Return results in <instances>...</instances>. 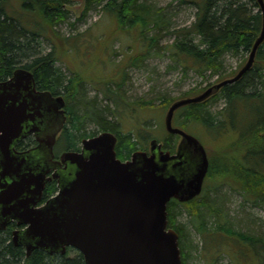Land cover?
Wrapping results in <instances>:
<instances>
[{"label":"trees","instance_id":"obj_1","mask_svg":"<svg viewBox=\"0 0 264 264\" xmlns=\"http://www.w3.org/2000/svg\"><path fill=\"white\" fill-rule=\"evenodd\" d=\"M18 1L22 9L30 14L32 22L38 26L34 29L27 28L23 15L16 14L15 11L9 14V0H0V80L8 79L23 65L21 68L33 73L39 90L49 91L54 95H67L65 100L69 101V104L71 102V105L67 106L69 121L61 135V143L66 144L67 150L78 149L82 138L99 135L100 132H87L88 125L93 124L97 131H110L117 135L118 156L130 158L138 150L139 142L132 134H123L122 126L117 121L121 110L128 104L121 89L124 80L115 87L109 84L111 80H104L105 99H100L98 95L89 97L85 90L87 82L79 75L69 77L62 67L57 65V43L54 49L46 54L35 44L36 38L49 36L56 24L66 20L68 12L64 6L67 1ZM105 2L104 10L117 20L121 31L139 29L142 47L129 60H132V65L142 67L153 54L164 57L167 54V69L181 71L186 76L191 72L200 76L210 74L211 77L221 79L217 82L232 78L227 76V57L251 53L263 26V14L258 0H179L182 5L195 9L196 13L190 25L176 29L172 22L173 12L165 8L157 9L146 0H87L86 11ZM167 33L175 35V39L171 43L161 45ZM65 47L66 43H63L61 48ZM125 67H120L117 74L123 72L125 77ZM218 97L224 98L226 108L214 114L210 111L208 103ZM159 99L163 105L169 107L178 100L165 96ZM167 99L169 101L166 102ZM147 104L152 105L153 102L142 100L132 105L145 107ZM182 109L185 112L181 115L177 112L175 120L183 127L200 123L208 129L219 130L228 121L233 123L236 119L248 126L241 134L240 140L229 145L228 152L225 153L227 156L218 161L216 168L210 162L207 178H216L220 184H230L231 188L241 193L246 203L264 208V43L258 49L253 68L240 80L226 85L208 100ZM172 143L167 140L164 149L175 151L177 146ZM231 150L239 152L241 158L230 159L228 155ZM57 192V183L49 184L44 200ZM225 200L226 197L222 194L210 197L202 193L189 202L180 203L173 199L169 203V226L180 235L183 264H189L192 250L197 247L199 249V245L183 241L184 238L187 240V226L200 237L202 253L207 264H224L218 262L219 256L225 254L223 251L212 255L210 252L219 244L226 245L228 242L236 244L240 257L244 254L243 245L253 248L259 257V264H264V232L236 230L225 211ZM179 206L183 208L180 209ZM184 211L190 217L187 225L178 222ZM254 222L251 219V224ZM219 232L235 240L221 241L218 238ZM11 234V230L0 232V264H86L81 253L76 257H69V252L66 255H49L44 251L35 250L28 257L25 248L13 244Z\"/></svg>","mask_w":264,"mask_h":264},{"label":"water","instance_id":"obj_2","mask_svg":"<svg viewBox=\"0 0 264 264\" xmlns=\"http://www.w3.org/2000/svg\"><path fill=\"white\" fill-rule=\"evenodd\" d=\"M258 4L262 31L237 75L169 107L166 129L181 137L175 153L153 139L150 152L137 150L123 161L117 135L104 131L83 139L79 152H65L55 163L53 149L67 121L65 98L39 90L24 68L0 80V229L18 222L22 228L13 232V244L25 248L28 257L35 250L66 255L75 249L86 264H183L168 206L173 199L185 203L203 193L210 159L198 138L174 126L175 113L208 100L253 68L264 43V0ZM30 135L38 147L18 151ZM58 164L66 166L53 175L58 192L44 202L53 179L47 175Z\"/></svg>","mask_w":264,"mask_h":264},{"label":"rangeland","instance_id":"obj_3","mask_svg":"<svg viewBox=\"0 0 264 264\" xmlns=\"http://www.w3.org/2000/svg\"><path fill=\"white\" fill-rule=\"evenodd\" d=\"M64 8L68 12L64 22L56 24L54 30H51L49 36L36 38L35 44L43 54L50 53L57 43V55L59 62L58 66L66 72L69 77L78 75L84 79L85 90L89 97L99 96L100 99H105L103 91L105 89L104 80H111L109 84L117 86L122 84V90L127 99V106L121 110L119 120L122 126L123 134H132L134 139L138 140V150L149 151L150 142L157 139L160 142L166 143L170 140L172 145L177 146L180 143V136L171 135L165 126V117L169 106L162 104L160 97H168L172 99H185L195 97L206 91L212 84L221 80L218 77L200 76L191 72L186 76L181 71H173L167 69L169 59L167 54L164 56L152 55L147 59L142 67L132 65V60L129 61L135 53L137 54L142 47L140 41L139 29H122L119 28L117 20L113 18L106 10L103 3L101 6H95L91 10L86 11L87 0H66ZM109 1V0H108ZM148 4L155 8H165L169 12H173V27L181 28L190 25L195 19L196 10L182 5L179 0H146ZM8 12L11 14L15 11L16 14L23 15L24 25L29 29H34L35 25L30 14L22 9L18 0H9ZM23 10V13H22ZM154 33V32H152ZM151 33V34H152ZM175 35L167 33L161 41V45H166L173 42ZM66 43L65 48L61 45ZM138 48L137 50H133ZM66 49V51H65ZM250 53L240 56H228L227 61V76H235L247 63ZM129 61V62H128ZM127 63V66L125 67ZM23 65H20L21 68ZM120 67H125L124 73L117 74ZM231 73V75L229 74ZM113 78V79H112ZM108 84V83H106ZM67 98V95L61 94ZM152 101L153 104H147L145 107L132 105L140 101ZM169 101L168 99L166 102ZM209 104V109L214 114L223 111L226 108V102L223 97L214 99ZM69 101L67 102V106ZM68 108V107H67ZM68 110V109H67ZM178 112V113H177ZM176 113H184V109H179ZM221 118V116H220ZM68 125V123H67ZM174 126L179 127L189 134L198 138L207 150L211 164L216 168L218 161L222 159L225 153L228 152L229 145H233L240 140L241 134L248 127L242 124L240 119L228 121L222 129L211 130L200 123L190 124L188 127L180 126L174 118ZM102 133L97 131L93 124L88 125L87 132ZM99 133V134H100ZM63 135V134H62ZM62 137V136H61ZM59 138L56 146L57 154H62L67 151L66 144L61 143ZM80 140L79 148L82 146ZM65 148V149H64ZM176 148V147H175ZM172 151V149H170ZM173 153L175 151H172ZM232 158H241L240 153L236 150H231L228 155ZM230 184H220L217 179L206 178L203 194L205 196L215 197L217 194H222L226 197L224 207L225 211L230 216L234 228L243 232H264V208L261 206L253 207L250 203L244 201V197L230 187ZM182 209V206H179ZM184 210V209H183ZM190 217L184 211L182 216H179L178 222L182 225H187ZM255 221L254 224H251ZM187 240L193 245H199L192 250V255L189 257V264H207L202 253V245L200 237L193 231L190 226L186 230ZM218 238L226 241H234L226 234L219 232ZM244 246L243 257H240V250L237 252L236 244L228 242L226 245H218L210 252V255L220 253L219 263L224 264H259V257L256 251L248 246ZM69 257H76L80 254L75 249H70Z\"/></svg>","mask_w":264,"mask_h":264},{"label":"flooded vegetation","instance_id":"obj_4","mask_svg":"<svg viewBox=\"0 0 264 264\" xmlns=\"http://www.w3.org/2000/svg\"><path fill=\"white\" fill-rule=\"evenodd\" d=\"M55 96H63V95H55ZM64 97V96H63ZM66 103H67V101H66ZM66 114H67V106H66ZM68 121H69V115L67 114V121H66V124H65V127H64V130H62V132L60 133V135L58 136V138H57V141H56V144H55V146H54V149H53V154H54V160H53V162H55V163H59L60 162V160H61V156L65 153V152H70V151H74V152H79L80 150H81V147L80 148H78V149H74V150H67V151H65V152H63L62 154H57V151H56V146H57V144H58V141H59V138L61 137V135L64 133V131H65V128H66V125H67V123H68ZM118 142H119V140H118ZM160 142V141H159ZM160 143H162V145H163V148L165 147V143H163V142H160ZM150 144H151V142H150ZM179 144V143H178ZM178 144H177V146H178ZM38 145H39V141L37 140V138H36V136L35 135H30V136H28L27 138H25L24 140H22L17 146H16V149L18 150V151H27V150H31V149H35V148H37L38 147ZM164 150H166V151H168L167 149H164ZM177 151V147H176V150H175V152ZM147 152V151H146ZM148 152H150V150L148 151ZM174 152V153H175ZM120 158V157H119ZM131 158V157H130ZM130 158H128V159H125V158H120L121 160H123V161H127V160H129ZM59 166H61L60 164H58ZM58 165H56L55 167H53L51 170H50V172L48 173V175H47V177L48 178H53V175L57 172V171H59L60 170V168H65L66 166L65 165H63V166H61V167H59ZM53 183H57V187H58V185H59V181H58V179H55V178H53L52 180H49L48 182H47V184H46V189H47V187L49 186V184H53ZM46 189H45V191H46ZM45 191H44V195H45ZM54 196V195H53ZM52 196H49V198H51ZM48 198V199H49ZM47 199V200H48ZM47 200H44V197H43V201L45 202V201H47ZM22 227L21 226H18V222L17 221H13V222H11L9 225H8V227L7 228H5V229H0V232H6V231H8V230H11V232H12V234H11V241L13 242V232L15 231V230H17V229H21Z\"/></svg>","mask_w":264,"mask_h":264}]
</instances>
